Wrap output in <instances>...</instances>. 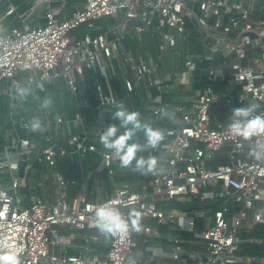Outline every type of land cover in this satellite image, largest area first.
<instances>
[{
	"label": "built area",
	"instance_id": "2783aa9c",
	"mask_svg": "<svg viewBox=\"0 0 264 264\" xmlns=\"http://www.w3.org/2000/svg\"><path fill=\"white\" fill-rule=\"evenodd\" d=\"M4 1L6 5L0 13V84L7 81L8 88L13 89L23 80L41 83L63 78L70 92L77 94L80 82L91 76L98 108L115 107L120 102L101 82L100 63L111 67L114 60L121 63L126 92H136L143 85L148 100L155 102L157 98L148 88L171 77L159 78V62H164L169 53L182 56V50L187 49L193 36L204 43L198 55L186 54L182 73L189 85L202 68L199 64L204 63L205 84L193 89L185 102L168 109L173 113L168 119L178 125L164 129L166 156L157 159V168L151 173L152 181L145 192L133 190L128 184H116L113 193L103 200H91L84 194L71 198V188L78 180L62 172L58 163L70 151L81 154L96 151L102 129L92 130L94 141L72 132L66 142L55 140L46 129L43 145L36 149L28 134L36 129L23 116L19 118L26 134H7L0 153V242L21 253V264H140L134 253L141 233L150 237L164 235L171 242L169 255L177 262L264 261V257L239 253L243 240L240 231L264 224V137L251 141L235 137L227 129L229 122L213 124L210 113L212 104L220 97L217 71L227 68L232 82L239 86L234 101L239 106L259 104L257 113L264 115V17H257L243 0H80L70 16L62 18L53 0H42L44 24H31L27 15L20 17L19 24H10L18 5L14 0ZM104 17H115L117 21L102 32L97 21ZM80 27L87 29L75 33ZM129 32L140 43L145 34L156 40L157 63L149 59V51L140 53L142 57L148 55V60L124 54L123 40ZM254 39L260 41V50L256 53H252ZM20 72L28 75L20 78ZM225 95L226 103L231 106L233 99ZM153 112L157 118L163 116L158 105L153 106ZM74 116L69 120L58 116L56 123L59 126L64 122H82L79 112ZM225 146L228 162L213 165L215 152ZM251 152H258L259 158L250 155ZM100 153L103 166L112 176L113 164L118 159L109 150L102 149ZM30 160L53 168L56 187L51 201L37 195L25 203L21 187L27 182L24 164ZM22 167L24 173H21ZM191 194L199 195L201 200L221 199L219 208L199 231L195 229L196 217L207 214L191 215L166 210L161 205ZM102 204L117 207L125 217L133 210L139 211L142 217L153 222L142 224L139 233L132 231L127 237H109L103 255L91 251L90 247V243L102 239L99 233H87L83 249L67 253L66 245L75 238L77 230L92 226L94 209ZM164 223L193 232L203 255L190 254L181 234L172 231L162 234L158 225ZM147 249L152 255L157 252L156 246Z\"/></svg>",
	"mask_w": 264,
	"mask_h": 264
},
{
	"label": "crops",
	"instance_id": "0c3cea01",
	"mask_svg": "<svg viewBox=\"0 0 264 264\" xmlns=\"http://www.w3.org/2000/svg\"><path fill=\"white\" fill-rule=\"evenodd\" d=\"M14 1L18 5V11L12 15L10 24H19L20 17L26 15L27 20L33 25L45 23V4L42 0ZM243 1L245 5H248L254 11L257 17H264V12H262V8L264 7L263 0H261V4L257 7L253 5L254 0ZM5 5V1L0 0V13L4 10ZM53 5L60 10V16L62 18H67L70 16L71 12L80 5V0H53ZM107 19L110 20V23L107 24L108 26L117 21L115 17H107ZM97 26L98 30L102 32L107 31L108 29V26L105 28L101 25ZM203 49L204 43L201 38H195L193 36L190 38L187 49L182 50V56H180V54L169 53L164 62H159L157 72L159 78L166 75H170L171 77L169 80L166 79V81L160 82L156 86L158 89H161V91L166 90L167 94H162L163 92L156 93L154 91V86L148 88L155 98H157L155 102H150L148 100V94L143 85L137 87L136 92H133L137 95V99L132 97V93L126 92L123 87V66L116 60H114L113 67L108 63H100L99 78L107 91H111L118 99H120V102H123L130 110L139 111L144 120L153 126L160 119L157 118L153 112L154 105L160 106L162 112L165 109L168 110L176 103L185 102L187 96L193 89L202 88L205 84L206 78L203 77L204 63L199 64L200 68H202L198 74H195L189 85L185 83L184 75L182 73L183 61L186 54L195 56L202 52ZM142 50L145 52L149 51V59L151 58L154 63L159 61L156 57L158 53L157 43L150 34H145L144 41L140 43L137 38L129 32L123 40L122 51L124 54L141 56L140 53H142ZM142 58L148 60V55L144 56L143 54ZM222 72V79L227 78L232 82L230 70L226 68L222 69ZM19 75L20 78H25L28 73L20 72ZM93 80L94 79H92L91 76H88L85 80L81 81L80 90L77 94H72L65 82L62 84L60 79H55L53 81L46 80L43 81L44 83L41 82V85L43 84L42 92L46 95L45 102L49 99L51 100V104L47 107H44L45 102L42 104V99H40V97L21 93V89L26 84L25 80L22 81V84L14 86L13 89L8 88L7 81L1 83L0 153L3 149L2 146L6 143L5 139L7 134H10L11 136H23L26 134L25 129L19 122V118L22 116L25 121L30 122L31 124H33L35 120H39L40 122V127L38 129L28 132L33 146L36 149L43 145V137L46 133V129L47 132L51 133L52 137L59 142H66L72 132H79L85 135L88 141H94L95 137L91 132L95 127H100L103 132L109 124L118 123L119 121L113 120L111 115L112 112L116 110V107H97V98L94 91ZM218 82L219 80L217 79L216 85L218 92L221 93L220 96L226 97L225 94H229L230 96L233 94L235 95L233 89L236 84H229L219 91ZM76 112L81 114L82 122H64L62 125H57L56 118L58 116H64L69 120L75 117L74 115ZM217 122L224 123L223 121ZM137 140L139 142L142 141L139 135L137 136ZM96 144V151L87 152L85 154H81L77 151H70V153L60 159L58 163V168L62 172L67 176L75 177L78 180V184L71 188V198L84 194L91 200H103L110 196L114 191L115 185H118L103 166L100 152L104 147L99 143V140ZM36 149L34 151H36ZM146 154L147 156H155L157 159L166 156L164 148H160V150L157 151L149 150ZM24 165L27 168V182L26 185L21 187V190L24 195L25 203L32 201L37 195L46 201H51L54 198L56 187V182L53 177V168L47 167L44 164L33 160H30L28 164L25 163ZM118 170L123 169L119 167ZM31 178H34L35 181L36 194L31 190ZM149 186H143V190L140 192H145L149 189ZM62 229L66 230V227H63ZM170 231L176 233L182 232L178 227H175ZM89 232L88 229L77 230L75 238L66 245V252L77 253L82 250L85 244V236ZM108 240L109 238L102 236L100 241L90 243L91 251L103 255L107 249ZM198 245V243H194L192 244V248L199 249ZM148 246L157 247L155 255H152V252L147 249ZM55 249L58 250L59 248L55 247ZM170 250L171 242L163 235L159 236L155 241H150V243L145 246V250H143L142 247H138L134 255L141 260L140 264H150L151 262H153L152 264H171V260L167 261V258L170 259L171 257L169 255Z\"/></svg>",
	"mask_w": 264,
	"mask_h": 264
},
{
	"label": "clouds",
	"instance_id": "9594fccd",
	"mask_svg": "<svg viewBox=\"0 0 264 264\" xmlns=\"http://www.w3.org/2000/svg\"><path fill=\"white\" fill-rule=\"evenodd\" d=\"M21 93L26 95L27 90L21 89ZM49 104L50 99L45 102L44 107ZM115 107L116 110L111 114L112 119L119 122L106 127L99 135V143L118 159L122 169H135L143 175L153 173L157 168V158L151 155L145 157L142 153L157 149L165 140L166 131L153 127L144 120L139 111L130 110L123 102L117 103ZM259 107V104L250 103L233 108L227 124L230 134L248 141L264 137V115L257 113ZM163 115L172 118L173 113L165 109ZM32 127L38 129L39 120H35ZM141 132L143 142L137 140L138 133ZM250 155L259 158L260 154L251 152ZM93 215L92 226L105 238L127 237L132 231L139 233L143 227L141 213L136 210L125 217L117 207L102 204L95 207ZM0 264H21V253L0 242Z\"/></svg>",
	"mask_w": 264,
	"mask_h": 264
},
{
	"label": "trees",
	"instance_id": "16d2710c",
	"mask_svg": "<svg viewBox=\"0 0 264 264\" xmlns=\"http://www.w3.org/2000/svg\"><path fill=\"white\" fill-rule=\"evenodd\" d=\"M259 15V14H258ZM87 28L86 27H80L75 29V33L80 34L83 33ZM257 51H254L252 49V53H256ZM219 85L218 89L219 91L224 89L225 86L232 84L230 79L223 78L219 80ZM235 88L233 89V92L237 93L239 90L238 85H234ZM221 94V93H220ZM235 95L233 94L231 98H233V101L235 100ZM132 97L136 98L137 95L132 93ZM137 99V98H136ZM235 107H239L237 102H233L231 106H228L226 104V97L220 96L219 100L217 102H214L211 106V117L213 120V124L217 123V121H223L224 123L229 122V115L231 114V110ZM177 126V123H173L172 121L168 120L167 117L164 115L156 122L153 127L155 128H161V129H167L170 127H175ZM138 135L141 138V142H143V133H138ZM164 143L162 142L159 146V148H163ZM160 150V149H159ZM227 150L228 147L225 146L215 152L214 154V159L212 161L213 165H217L220 163H227L228 158H227ZM147 152L142 153L145 157H147ZM146 154V155H145ZM119 161L113 164V169L114 172L112 174V178L116 183H127L131 187V189L136 190V191H142L143 186L147 187L151 184L152 181V175L147 174L143 175L140 172L136 171L135 169L129 170V169H123V170H118L119 168ZM121 168V167H120ZM122 169V168H121ZM21 173H24V168H21ZM221 203L220 198H215L212 200H201L199 195L196 194H191L187 197H176L172 198L168 201L161 202V205L166 209V210H179V211H184L188 214L194 215L196 212H204L207 214L206 217H196L195 221V229L196 230H202L205 227V224L207 221L210 220L212 213L219 208ZM153 222V219L151 218H144L142 217L141 223L146 224V223H151ZM175 226L171 223H164V224H159L158 229L162 234H165L169 232L170 230H173ZM88 230L90 231L89 233H96L98 232L93 226H89ZM241 235H243V240L240 243V250L239 253L243 255H253L256 257H264V224H257L256 226L250 227L248 229H243L240 231ZM182 238L186 240L187 244V251L190 254H196L199 256L203 255V250L199 249H194L191 248L192 244H199V240L193 237V232L189 231H182L181 233ZM253 236L255 239L254 241H249L248 237ZM158 237H150L146 235L145 233H141L137 240H138V247H142L143 250H145V246L150 243V241H155L157 240ZM171 260V264H190V263H185V262H177L173 261L172 258L170 257L167 258V261ZM155 262V261H154ZM151 262L150 264H152ZM248 264H264L263 260H258L254 261Z\"/></svg>",
	"mask_w": 264,
	"mask_h": 264
},
{
	"label": "rangeland",
	"instance_id": "374dc122",
	"mask_svg": "<svg viewBox=\"0 0 264 264\" xmlns=\"http://www.w3.org/2000/svg\"><path fill=\"white\" fill-rule=\"evenodd\" d=\"M261 4V0H254L253 2V5L255 7L259 6ZM117 19V18H116ZM108 23H110V20L107 19V17H104V18H101L97 21V25H101L103 26L104 28L107 27ZM157 57V56H156ZM62 84H63V78H60ZM44 83V82H43ZM34 84V86H33ZM31 83V82H26V84L24 85V87L22 89H25L27 90V95H36L38 97H40V99H42V104L43 102H45L46 100V95H44V93L42 92V85L39 81H36L35 83ZM154 91L156 93H160V92H163L162 94H167V91L166 90H162L161 89H158L156 87V85L154 86ZM4 184H7L6 181H4ZM22 191V190H21Z\"/></svg>",
	"mask_w": 264,
	"mask_h": 264
},
{
	"label": "water",
	"instance_id": "95a60500",
	"mask_svg": "<svg viewBox=\"0 0 264 264\" xmlns=\"http://www.w3.org/2000/svg\"><path fill=\"white\" fill-rule=\"evenodd\" d=\"M263 3H264V0H263ZM262 12H264V7L262 8ZM259 42H260L259 39H254V40L252 41V47H253V50H254V51H259V50H260ZM195 59L198 60V58H195ZM222 75H223L222 70H218V71H217V79H218V80L222 79ZM203 77L205 78L206 76L204 75ZM30 184L32 185L31 190H32L33 192H35V194H36V187H35V181H34V178H31ZM33 199H34V198H33ZM91 225H92V224H91Z\"/></svg>",
	"mask_w": 264,
	"mask_h": 264
}]
</instances>
